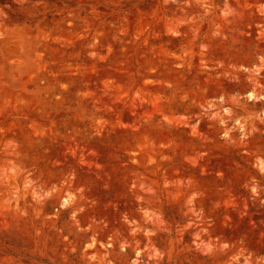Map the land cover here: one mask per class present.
Listing matches in <instances>:
<instances>
[{
    "label": "rangeland",
    "instance_id": "rangeland-1",
    "mask_svg": "<svg viewBox=\"0 0 264 264\" xmlns=\"http://www.w3.org/2000/svg\"><path fill=\"white\" fill-rule=\"evenodd\" d=\"M0 264H264V0H0Z\"/></svg>",
    "mask_w": 264,
    "mask_h": 264
}]
</instances>
